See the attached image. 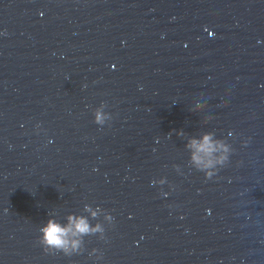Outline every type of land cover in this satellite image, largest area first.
Here are the masks:
<instances>
[{
  "label": "water",
  "instance_id": "1",
  "mask_svg": "<svg viewBox=\"0 0 264 264\" xmlns=\"http://www.w3.org/2000/svg\"><path fill=\"white\" fill-rule=\"evenodd\" d=\"M0 264H264V0H0Z\"/></svg>",
  "mask_w": 264,
  "mask_h": 264
},
{
  "label": "clouds",
  "instance_id": "2",
  "mask_svg": "<svg viewBox=\"0 0 264 264\" xmlns=\"http://www.w3.org/2000/svg\"><path fill=\"white\" fill-rule=\"evenodd\" d=\"M212 33L210 32L209 35ZM102 119L97 113V120ZM192 149V160L202 168H209L214 163L222 162L225 159L227 146L219 140H213L211 133H204L199 139L192 138L189 142ZM218 154V155H215ZM91 216H96V211L88 209ZM100 225H89L85 216L69 215L67 223H60L49 220L41 227V242L48 248H54L65 253L76 251L80 247V238L86 234L100 231Z\"/></svg>",
  "mask_w": 264,
  "mask_h": 264
}]
</instances>
